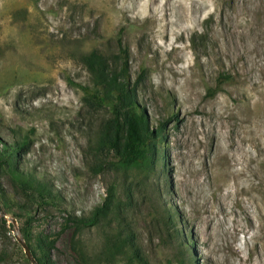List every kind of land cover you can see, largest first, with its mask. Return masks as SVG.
<instances>
[{"label":"rangeland","instance_id":"374dc122","mask_svg":"<svg viewBox=\"0 0 264 264\" xmlns=\"http://www.w3.org/2000/svg\"><path fill=\"white\" fill-rule=\"evenodd\" d=\"M92 52L128 58L166 128L164 165L122 168L99 149L112 110L85 95ZM0 137L28 139L22 168L62 196L43 203L0 167V264H34L18 229L55 240L54 264H122L114 229L74 221L112 191L151 264H264V0H0Z\"/></svg>","mask_w":264,"mask_h":264},{"label":"trees","instance_id":"16d2710c","mask_svg":"<svg viewBox=\"0 0 264 264\" xmlns=\"http://www.w3.org/2000/svg\"><path fill=\"white\" fill-rule=\"evenodd\" d=\"M85 61L92 74V86H84L87 99L112 110L107 128L100 135L99 149L111 153L116 159V164L122 168L143 167L154 170L157 164L164 165L166 128L164 125L157 128L151 126L148 115L139 105L137 83H132L128 58H125L124 65L118 68L111 64L107 56L99 52L88 54ZM227 81V77L221 76L217 88H221ZM28 144V139L7 142L0 137V167L7 168L13 179L26 190H32L29 192L31 196L36 194L41 202L60 206L62 196L58 191L34 172L22 168L21 152L27 149ZM115 197L112 191L107 203L97 207L90 217L75 218V223L80 227L103 225L114 229L115 233L107 241V253L114 260H124L122 264H151L137 243L136 235L133 234L130 223ZM106 210H109V214L114 212L116 215L115 226ZM179 215V212L171 207L162 208L161 211L163 223L173 238L183 236L178 228ZM23 232L38 263L54 264L51 251L55 247V240L50 241L43 237L34 239L28 229ZM182 243L186 246L187 242L183 240ZM181 263L193 264V260L184 258Z\"/></svg>","mask_w":264,"mask_h":264},{"label":"water","instance_id":"95a60500","mask_svg":"<svg viewBox=\"0 0 264 264\" xmlns=\"http://www.w3.org/2000/svg\"><path fill=\"white\" fill-rule=\"evenodd\" d=\"M0 215L3 217H7L8 215L3 211L0 210ZM10 220L16 224V219L15 218H10ZM17 239L20 242V244L24 247L25 252L27 257L34 263V264H39L38 261L36 260V258L34 257L31 248L29 247V245L27 244L26 240L24 237L20 236V230L18 229L17 233H16Z\"/></svg>","mask_w":264,"mask_h":264},{"label":"bare ground","instance_id":"6f19581e","mask_svg":"<svg viewBox=\"0 0 264 264\" xmlns=\"http://www.w3.org/2000/svg\"><path fill=\"white\" fill-rule=\"evenodd\" d=\"M43 31V30H42ZM36 43V42H35Z\"/></svg>","mask_w":264,"mask_h":264}]
</instances>
